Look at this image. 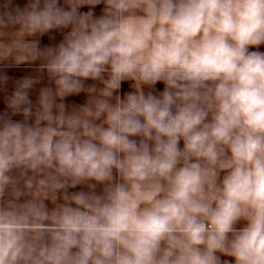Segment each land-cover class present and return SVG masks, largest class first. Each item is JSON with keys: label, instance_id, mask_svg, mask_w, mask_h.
I'll return each mask as SVG.
<instances>
[{"label": "clouds", "instance_id": "1", "mask_svg": "<svg viewBox=\"0 0 264 264\" xmlns=\"http://www.w3.org/2000/svg\"><path fill=\"white\" fill-rule=\"evenodd\" d=\"M261 46L264 0H3L0 264H264Z\"/></svg>", "mask_w": 264, "mask_h": 264}, {"label": "crops", "instance_id": "2", "mask_svg": "<svg viewBox=\"0 0 264 264\" xmlns=\"http://www.w3.org/2000/svg\"><path fill=\"white\" fill-rule=\"evenodd\" d=\"M2 2H3V0H0V3H2ZM25 3H26V0H14V4L20 5L21 7H23ZM101 7H102V5L98 6L96 8L97 14L100 13V8ZM60 38H61L60 36H57V40H59ZM42 39H43V41L45 43L49 42L47 37H44ZM260 50L264 51V46H261ZM31 71H32V69L29 68L27 65H22V66H20L17 69L9 70V75L12 76L13 78H19V77H22L24 75L30 74ZM158 87L162 89L163 86L162 85H158ZM122 90L123 91L129 90L127 83H125L123 85V89ZM11 91H12V85H11V82H10L7 92H0V110H2L4 108V97H5V95L10 94ZM33 99H35V92L33 93ZM84 99H85V96L83 94H81L78 97H69V98H67L66 103H69V104H71V103H83ZM21 118L22 117H19V116L14 117V119H21Z\"/></svg>", "mask_w": 264, "mask_h": 264}]
</instances>
